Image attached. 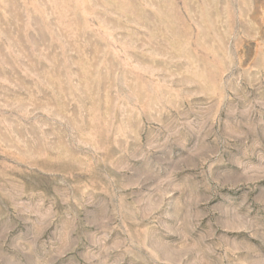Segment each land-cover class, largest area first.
Instances as JSON below:
<instances>
[{
	"label": "rangeland",
	"instance_id": "rangeland-1",
	"mask_svg": "<svg viewBox=\"0 0 264 264\" xmlns=\"http://www.w3.org/2000/svg\"><path fill=\"white\" fill-rule=\"evenodd\" d=\"M0 264H264V0H0Z\"/></svg>",
	"mask_w": 264,
	"mask_h": 264
}]
</instances>
